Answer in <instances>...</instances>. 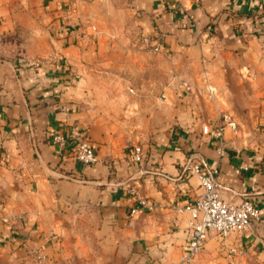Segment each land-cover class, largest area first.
Returning <instances> with one entry per match:
<instances>
[{
    "label": "crops",
    "instance_id": "1",
    "mask_svg": "<svg viewBox=\"0 0 264 264\" xmlns=\"http://www.w3.org/2000/svg\"><path fill=\"white\" fill-rule=\"evenodd\" d=\"M137 33L162 41L158 59L203 58L214 68L208 59L223 52L247 82L261 77L264 0H0V264H182L191 239L184 206L202 192L183 171L191 156L204 171L219 168L226 200L250 199L260 212L247 231H212L204 246L264 252V93L243 130L255 136L236 140L227 127L221 152L206 124L183 118L139 144L135 130L119 132L130 95L114 88L133 80L118 68L148 53L129 39ZM118 50L125 62L107 59ZM138 62L151 76L159 67ZM156 74L143 82H171ZM81 137L97 154L92 164L74 158ZM137 196L155 207L132 212Z\"/></svg>",
    "mask_w": 264,
    "mask_h": 264
},
{
    "label": "rangeland",
    "instance_id": "2",
    "mask_svg": "<svg viewBox=\"0 0 264 264\" xmlns=\"http://www.w3.org/2000/svg\"><path fill=\"white\" fill-rule=\"evenodd\" d=\"M133 28L135 29L134 25ZM129 39L134 44L142 46V37L138 33L136 37H129ZM142 49L146 50L144 47ZM147 52L145 58H135L133 62L139 63L138 61L143 60L146 65L148 64L147 66H156L154 64L158 63L159 67H155L157 72L155 71L152 76L147 68L142 71L137 67L139 65L134 63H130V67L126 69H124V65L121 66L117 70L118 73L115 74L133 78L130 82L119 79L120 83L114 86L117 88V92L119 89L126 90L130 95V98L125 97L129 112L128 116H125L124 120L122 118L118 125L119 132L135 130V134L138 136L137 142L142 144V142L178 125V119L183 118L191 124H208L214 127L223 114H229L237 120L240 119L238 132L229 131L236 140L244 141L255 136L253 133H244L243 130L248 122L250 124L249 114H251V110H254L252 105L257 100L256 96L258 95L256 94L264 93V67L257 82H247L242 77L245 69L239 71L225 65L227 64L225 62L227 53L219 52L213 55L212 59L208 60L215 61V66L207 68L203 58H199L198 62L193 64L184 61L183 57H178L176 60H173V57L158 59L157 57L161 53L149 50ZM105 55L108 60L112 61L125 62L126 59V54L121 50L113 54L108 52ZM237 63L243 62L237 61ZM156 73L164 74L168 78V82H171L167 85H147L143 82V77L151 78L156 76ZM170 74L172 76H169ZM108 75L110 76V74ZM136 77L139 79L135 81ZM129 87L135 88L136 93L129 91ZM140 89L146 92L145 95L137 93ZM117 108L120 111L121 107L118 104ZM126 120H128L127 124ZM228 246L223 243L222 246L214 248L204 246L202 251L188 264H264L263 251L243 249L242 253L238 254L236 251L229 252Z\"/></svg>",
    "mask_w": 264,
    "mask_h": 264
},
{
    "label": "built area",
    "instance_id": "3",
    "mask_svg": "<svg viewBox=\"0 0 264 264\" xmlns=\"http://www.w3.org/2000/svg\"><path fill=\"white\" fill-rule=\"evenodd\" d=\"M141 42L144 48L155 53H161L164 49L162 41L155 36L145 35ZM238 126L237 121L231 115L223 114L214 127L208 124L203 126V132L212 134L217 139L218 150L221 152L226 141V128L229 127L233 132H237ZM79 139L74 158L83 165L94 163L97 160V154L93 145L86 137ZM54 142L63 147L65 140L62 136H56ZM2 148H4V143L0 140V150ZM145 157L146 152L142 146L135 145L133 159L136 162H142ZM182 167L184 172L197 175L202 189L193 203L184 206V210L189 214L188 228L191 234L189 249L183 260L185 264L202 251L210 232L213 231L222 238L234 233L241 234L247 231L254 222L260 220V212L250 199H244L241 202L226 200L222 196L219 186V168L204 171V163L201 157H189ZM137 202L138 206L133 208L132 212H136L140 208L151 210L155 207L151 201L141 196H137ZM36 257L38 260H43L45 255L38 251Z\"/></svg>",
    "mask_w": 264,
    "mask_h": 264
},
{
    "label": "water",
    "instance_id": "4",
    "mask_svg": "<svg viewBox=\"0 0 264 264\" xmlns=\"http://www.w3.org/2000/svg\"><path fill=\"white\" fill-rule=\"evenodd\" d=\"M255 223H257V222H255Z\"/></svg>",
    "mask_w": 264,
    "mask_h": 264
}]
</instances>
